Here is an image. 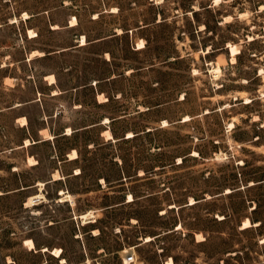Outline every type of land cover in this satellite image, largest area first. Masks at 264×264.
I'll return each mask as SVG.
<instances>
[{"label": "rangeland", "instance_id": "rangeland-1", "mask_svg": "<svg viewBox=\"0 0 264 264\" xmlns=\"http://www.w3.org/2000/svg\"><path fill=\"white\" fill-rule=\"evenodd\" d=\"M0 194V264H264V0H0Z\"/></svg>", "mask_w": 264, "mask_h": 264}, {"label": "bare ground", "instance_id": "bare-ground-1", "mask_svg": "<svg viewBox=\"0 0 264 264\" xmlns=\"http://www.w3.org/2000/svg\"><path fill=\"white\" fill-rule=\"evenodd\" d=\"M27 15V14H26ZM75 21H76V18H75ZM76 23V22H75ZM86 40V38L84 37V41ZM231 48V51H232V54H233V56H234V58H233V61H235L236 60V58H235V56L238 54V53H240L239 51H238V48L237 47H235V46H231L230 47ZM37 54H41L39 51H35L34 53H33V56L34 55H37ZM232 61V62H233ZM213 71V70H212ZM221 74V66L219 65V66H217L215 69H214V75H216V76H219ZM51 81L52 82H55V76H51ZM248 102H249V100H248ZM247 102V103H248ZM22 121H23V123L26 125V124H28V121H27V119L26 118H23L22 119ZM24 121H27L26 123L24 122ZM106 133H109V135L110 136H112V134H111V132L110 131H106ZM133 136V134H131L130 135V137H132ZM27 145H30V141L28 140L27 142ZM74 153V154H73ZM72 155V157L73 156H76L77 155V153L76 152H72L71 153ZM195 155H198V153L196 152L195 153ZM70 156V155H69ZM42 188L44 187V184L43 183H41V185H40ZM1 195V194H0ZM132 197V199H130V201H133L134 199H133V196H131ZM72 197L71 196H66V199H70L71 201H72V199H71ZM42 199H45V196H44V194L43 193H40V194H37V195H35V196H32L31 198H30V201H29V204H35L36 202H40ZM74 202V201H73ZM194 203H196V201H192L191 202V204H194ZM38 204V203H37ZM82 219H83V221L85 222V224H88V223H90V222H95V220H94V218H95V216L93 215V213L92 212H89V213H86V214H83L82 216ZM251 226V221L250 220H248V221H246V223H245V228H247V227H250ZM181 228V225L178 227V229H180ZM96 232H98V231H96ZM153 240V238L151 237V239H149V237H147L146 238V242H150V241H152ZM33 241V240H32ZM33 244L35 245V243H34V241H33ZM31 248H35V247H31ZM45 250H47V249H45ZM57 252H59L60 254L59 255H57L58 257H61V254H62V250L61 249H57L56 251H55V253L57 254ZM123 254H124V259L128 262L129 260H130V258H134V252H133V250L132 249H127V250H125L124 252H123ZM170 261H172V264H174V261L173 260H170ZM63 262H66V260L65 259H63ZM168 264H169V261L167 262Z\"/></svg>", "mask_w": 264, "mask_h": 264}, {"label": "snow or ice", "instance_id": "snow-or-ice-1", "mask_svg": "<svg viewBox=\"0 0 264 264\" xmlns=\"http://www.w3.org/2000/svg\"><path fill=\"white\" fill-rule=\"evenodd\" d=\"M156 3L157 4L162 3V0H156ZM220 3H221V0H216V4L217 5H219ZM113 11H117V9H113ZM242 18H245V17H242ZM231 19H232V17H229V20H231ZM33 35H36V34L33 33ZM8 83H11V81H9ZM245 83H247V82H245ZM77 107H79V105H77ZM257 119H259V118H257ZM24 122L26 123L27 121H24ZM69 131H71V129H69ZM105 135L108 136L109 139H111V136L109 135V133H105ZM129 135H131V133H129ZM240 162L243 163V161H240ZM33 163H35V161H33ZM129 199H132V197L130 196ZM117 231H119V229H117ZM149 239H151V237H149ZM200 239L203 240L204 237L201 236ZM26 243L29 245V247H35V245L33 244V241L32 240H28V241H26ZM262 243H264V241H262ZM59 254L60 253L57 252V255H59ZM169 264H172V261H169Z\"/></svg>", "mask_w": 264, "mask_h": 264}, {"label": "built area", "instance_id": "built-area-1", "mask_svg": "<svg viewBox=\"0 0 264 264\" xmlns=\"http://www.w3.org/2000/svg\"><path fill=\"white\" fill-rule=\"evenodd\" d=\"M137 263H138V257L135 252H134V258L133 257L130 258L128 262L124 259V264H137ZM139 264H144V263H139Z\"/></svg>", "mask_w": 264, "mask_h": 264}, {"label": "trees", "instance_id": "trees-1", "mask_svg": "<svg viewBox=\"0 0 264 264\" xmlns=\"http://www.w3.org/2000/svg\"><path fill=\"white\" fill-rule=\"evenodd\" d=\"M137 137V136H136ZM200 156H202V153L200 152Z\"/></svg>", "mask_w": 264, "mask_h": 264}]
</instances>
